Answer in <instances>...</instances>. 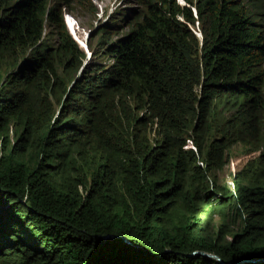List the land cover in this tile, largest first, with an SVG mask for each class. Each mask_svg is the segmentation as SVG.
<instances>
[{
  "label": "trees",
  "instance_id": "trees-1",
  "mask_svg": "<svg viewBox=\"0 0 264 264\" xmlns=\"http://www.w3.org/2000/svg\"><path fill=\"white\" fill-rule=\"evenodd\" d=\"M92 1L0 0V264H264V0H124L66 95Z\"/></svg>",
  "mask_w": 264,
  "mask_h": 264
},
{
  "label": "rangeland",
  "instance_id": "rangeland-1",
  "mask_svg": "<svg viewBox=\"0 0 264 264\" xmlns=\"http://www.w3.org/2000/svg\"><path fill=\"white\" fill-rule=\"evenodd\" d=\"M123 2L124 0H94L92 1V7H90V5H76L70 13L68 11H63L66 27L86 54L80 69L72 76L71 81H66L63 78L67 91L66 95L75 88L80 79H83L88 68L93 66L96 68L109 66L110 61L104 54L102 35L97 32L102 25L108 22L109 15L114 12L116 8L122 6ZM196 30L199 31L198 29ZM90 46L92 51L89 49ZM29 54L30 50L22 52L17 63L8 59H0V88L4 82L9 80L10 76L18 72V67H20L21 72V68L23 67L22 64H24L25 59H29ZM61 73L60 71V74ZM45 93V90H41L39 94L42 95L41 97L48 96L52 98L50 91ZM61 101V103L65 104L66 96H64ZM60 107L61 105H55L57 113H60ZM119 131L126 136V125H124L122 129H119ZM151 137L153 138V135H151ZM249 159L250 158H246L244 155L241 146L238 145L233 147L228 153V161L224 169L212 174L216 178L218 185L233 191L235 189L233 176L237 170L242 169L247 164ZM82 166L86 172H89L84 165ZM219 219L220 217L215 218L216 223L219 222Z\"/></svg>",
  "mask_w": 264,
  "mask_h": 264
},
{
  "label": "water",
  "instance_id": "water-1",
  "mask_svg": "<svg viewBox=\"0 0 264 264\" xmlns=\"http://www.w3.org/2000/svg\"><path fill=\"white\" fill-rule=\"evenodd\" d=\"M108 239H110V240H112V239H114V237H112V236H109V237H105V240H108ZM130 244V243H129ZM203 255V256H205V257H208V258H212V259H215V260H217L218 262H220V264H232V263H225V262H223V260L220 258V257H218V256H216V255H213V254H208V253H204V252H202V253H195L194 255ZM248 262H250V261H241L239 264H245V263H248ZM254 263H264V259H261V260H257V261H253Z\"/></svg>",
  "mask_w": 264,
  "mask_h": 264
}]
</instances>
